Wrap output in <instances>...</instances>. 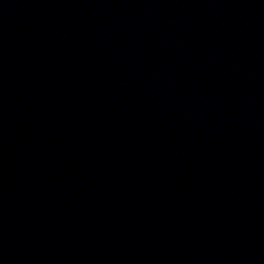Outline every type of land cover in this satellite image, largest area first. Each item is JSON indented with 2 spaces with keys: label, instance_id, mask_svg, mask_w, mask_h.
<instances>
[{
  "label": "water",
  "instance_id": "obj_1",
  "mask_svg": "<svg viewBox=\"0 0 264 264\" xmlns=\"http://www.w3.org/2000/svg\"><path fill=\"white\" fill-rule=\"evenodd\" d=\"M0 156L90 264H264V0H0Z\"/></svg>",
  "mask_w": 264,
  "mask_h": 264
}]
</instances>
